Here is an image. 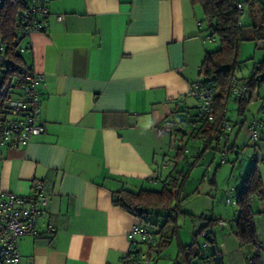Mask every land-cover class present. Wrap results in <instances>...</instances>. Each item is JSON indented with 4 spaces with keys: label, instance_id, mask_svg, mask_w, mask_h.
Returning <instances> with one entry per match:
<instances>
[{
    "label": "crops",
    "instance_id": "obj_1",
    "mask_svg": "<svg viewBox=\"0 0 264 264\" xmlns=\"http://www.w3.org/2000/svg\"><path fill=\"white\" fill-rule=\"evenodd\" d=\"M46 3L47 28L25 54L43 75L45 132L2 148L0 194L46 184L38 234L18 240L21 264H121L140 220L114 205L112 178L155 175L180 135L160 131L164 122H193L199 100L189 92L208 51L202 9L192 0ZM254 198L259 237L264 193Z\"/></svg>",
    "mask_w": 264,
    "mask_h": 264
},
{
    "label": "trees",
    "instance_id": "obj_2",
    "mask_svg": "<svg viewBox=\"0 0 264 264\" xmlns=\"http://www.w3.org/2000/svg\"><path fill=\"white\" fill-rule=\"evenodd\" d=\"M192 1L202 9L201 23H207L210 36L213 39L216 36L219 42L216 49L205 52L199 67V80L196 82L212 81L213 83L215 92L211 110L212 117L210 119L203 118L199 106H197L196 112L192 115L193 122H170L168 119L170 129L180 135L171 147L173 152L155 169L156 174L140 180H127L123 177L112 178L119 183L117 188L112 190L114 205L137 217L140 223L148 225L150 231L155 235V240L150 244V247L146 249L142 246L136 247V249L132 247L133 251L141 249L154 261L170 244L173 233L177 232V214L180 202L186 197L184 188L198 157H203L208 150L215 152L227 148L225 127L228 125L227 108L229 103L234 102L237 112L244 114L253 98L254 90L260 85L259 79L264 80V60L254 68L250 77L244 82L235 78V70L239 66L237 55L241 41L244 39L242 36L243 24L240 20L243 12L239 11L238 3L243 2L245 9L247 8L249 12L259 16V21L252 25L253 35L251 37L257 42L264 37V0ZM28 2L29 0H0V53L4 59V62L0 64V73H4V78L10 73L11 65L19 63L31 67L25 58L28 51L24 53L19 51V47L24 41L17 39V29L20 25L19 14L27 8ZM234 81L245 87L244 96L239 98L233 96ZM3 82L0 79V117L9 113L8 95L2 91ZM184 124L187 127H184ZM220 134L223 135L221 140L218 139ZM195 139L202 143V148L197 153L196 159L186 162L185 169L179 168L182 161H187L188 141ZM233 148L234 146L228 147L231 150ZM155 185L157 187H154ZM235 189L237 191L235 196L237 214L232 220L231 231L240 244L250 245L254 249V252L246 258V264H264V252H262L264 246L257 235L255 212L252 208L254 196L264 193V182H262L255 164L246 171L242 184ZM156 209L166 211V220L162 224H159L157 220L152 222L149 219V214ZM201 221H206V227L212 228L216 220L212 217L201 216ZM151 226H157V228L153 229ZM197 236L195 231L191 243L184 245L183 255L188 260L198 256L204 264H207L201 256L203 243L197 252L194 253L192 250L193 246L197 244ZM205 241H207L206 238ZM214 243L216 245L215 238ZM216 254L221 256L217 246ZM208 256L213 260L211 251Z\"/></svg>",
    "mask_w": 264,
    "mask_h": 264
},
{
    "label": "rangeland",
    "instance_id": "obj_3",
    "mask_svg": "<svg viewBox=\"0 0 264 264\" xmlns=\"http://www.w3.org/2000/svg\"><path fill=\"white\" fill-rule=\"evenodd\" d=\"M240 20L243 24L244 39L241 41L237 55L239 66L235 70V78L244 82L250 77L254 68L264 60V48L257 46V42L251 39L252 25L259 21L258 14L244 8ZM203 28L205 30L202 33L206 36L207 50L212 51L219 46L218 39L216 36H214L215 39L210 36L206 22H203ZM258 82L260 85L254 90L253 98L244 114L237 112L234 102L228 105V126L225 128L227 148L224 149V158L221 151L212 153V150H208L203 157H198L196 165L190 171L184 188L186 197L181 200L177 214V232L173 233L170 244L160 253L155 264H204L198 256L188 260L183 255L184 245L191 243L201 216L213 217L216 220L212 227V234L216 246L221 251L222 264H246V258L252 253L253 248L239 243L231 231V224L222 226L220 222L222 220L232 222L236 206L226 202L227 190L240 186L242 177L254 164L264 182V80ZM254 117L260 119L256 142L250 140L249 132V126ZM188 143L187 161H182L179 165L182 169L186 168V162L196 159L197 153L202 148V143L197 139L190 140ZM230 146L234 148L228 149ZM236 150H239V153H236ZM212 178L214 182L211 183ZM253 209L257 211L259 208L254 205ZM166 215V211L156 209L149 214V219L152 222L157 220L159 224H162L166 220ZM151 227L157 228V226ZM258 228L259 237L264 241V224H259ZM204 242L205 239L198 235L193 252H197ZM142 247L146 249L145 245Z\"/></svg>",
    "mask_w": 264,
    "mask_h": 264
},
{
    "label": "built area",
    "instance_id": "obj_4",
    "mask_svg": "<svg viewBox=\"0 0 264 264\" xmlns=\"http://www.w3.org/2000/svg\"><path fill=\"white\" fill-rule=\"evenodd\" d=\"M244 3H238L239 11H244ZM49 8L46 0H29L27 8L19 14L20 25L17 29V39H23L20 45L21 53L29 52L32 49L30 41L31 34L43 32L47 28V16ZM62 15H57V19H62ZM257 46L264 48V37L257 41ZM1 48V46H0ZM4 62L0 53V64ZM10 73L4 78V73H0L2 91L8 95L9 113L0 117V154L3 147H18L29 143L36 135L45 132L44 125L40 122L41 95L38 84L43 80V75L35 71L32 67L24 64H14L10 67ZM212 81L205 83L198 82L195 88L190 89V94L199 100V110L203 118L210 119L213 94L215 89ZM232 94L235 98L244 96L245 87L240 86L237 81L233 82ZM260 119L254 117L249 126L250 140L256 142L257 128ZM227 124V123H226ZM227 127V125H226ZM225 127V128H226ZM170 129V122H164L160 131ZM220 134L218 139H222ZM223 148L221 150L223 158L225 156ZM236 189L227 190L226 202L236 206ZM48 202L46 184L40 179H35L31 184V192L27 194H17L15 192H2L0 194V264H21V255L18 248V240L22 236L37 235L36 230L39 217L43 207ZM222 226L229 224L228 220L220 222ZM198 235L206 238L203 229L197 227ZM129 248L122 264H155V261L148 256L145 251H133L132 247L140 248L145 245L150 247L155 240V235L150 231L148 225L139 223L134 225L127 232ZM210 251L208 241L202 244L201 256L207 264H213V260L208 256Z\"/></svg>",
    "mask_w": 264,
    "mask_h": 264
},
{
    "label": "water",
    "instance_id": "obj_5",
    "mask_svg": "<svg viewBox=\"0 0 264 264\" xmlns=\"http://www.w3.org/2000/svg\"><path fill=\"white\" fill-rule=\"evenodd\" d=\"M260 80L261 79H259V81ZM199 228L203 229L205 232L206 239L209 243L210 251L213 254L214 264H222L221 256L216 254V245L214 243V237L212 236V228L206 227V221H201L199 223Z\"/></svg>",
    "mask_w": 264,
    "mask_h": 264
}]
</instances>
